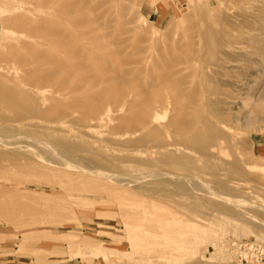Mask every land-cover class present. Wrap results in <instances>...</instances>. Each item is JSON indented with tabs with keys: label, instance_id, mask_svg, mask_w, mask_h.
Wrapping results in <instances>:
<instances>
[{
	"label": "rangeland",
	"instance_id": "1",
	"mask_svg": "<svg viewBox=\"0 0 264 264\" xmlns=\"http://www.w3.org/2000/svg\"><path fill=\"white\" fill-rule=\"evenodd\" d=\"M215 1L91 0L85 7L103 29L101 40L88 49L99 54L107 75L87 92L69 96L65 105L70 107L88 93L118 89L127 103L138 104L146 99L143 95L167 88L166 83L179 85L185 97L210 98L217 115L227 117L235 156L242 165H259L249 169L247 179L230 182L233 189V183L255 185L260 182L257 177H264V0ZM205 2L219 3L225 19L218 30L228 33L230 42L210 65L216 71L211 75L203 74L200 62L192 59L200 42L196 14ZM17 5L16 0H0V73L14 67L6 55L23 35L13 23L27 5L21 2L20 12H15ZM209 76L211 87L200 86ZM169 96L167 92L163 102L171 103ZM170 107L161 124L180 113ZM8 111L0 108V129L7 130L0 131V167L28 161L11 150L22 143L53 165L43 169L46 181L34 175L0 174L3 190L12 191L1 199L28 197L33 201L26 200L27 209L17 211L40 214L25 218L23 225L0 220V264H239L229 247L231 240H256L264 246V191L227 190V181L202 164L192 170L196 181L189 179L186 189H180L174 179L180 167L166 157L178 148L159 152L155 144L140 142L139 134L125 127L114 133L117 119L93 130L79 125L71 130L55 119L49 123L28 112L29 119L26 112L20 114L28 118L24 120ZM112 114L114 119L129 112L117 102ZM247 118L254 122L245 123ZM11 139L20 141L19 146ZM164 141L169 144L172 138ZM183 152L185 157L197 156L194 150ZM59 159L76 168H56Z\"/></svg>",
	"mask_w": 264,
	"mask_h": 264
},
{
	"label": "bare ground",
	"instance_id": "2",
	"mask_svg": "<svg viewBox=\"0 0 264 264\" xmlns=\"http://www.w3.org/2000/svg\"><path fill=\"white\" fill-rule=\"evenodd\" d=\"M16 1H18V5L14 8L15 12H20L19 5L21 2L27 5L24 8V12L18 15L13 23L16 25L15 28H21L23 35L20 37L21 39L16 47H11L6 55L14 67L6 68L5 70L7 72L0 73V108L5 107L6 110L13 111H10V113L17 112L19 115H25L30 112L34 116L33 118L42 119L49 123L55 119L56 124L69 127L71 130L75 129L72 127H78V125L87 130H93L101 124L114 122L117 119L119 124L113 128L114 133L115 131H119V129H123L122 127H125L132 135L139 134L140 142L155 144L154 149L159 152L170 146L178 148L170 151L166 157L167 161L172 162H168L169 164L180 167L174 175V179L179 181L180 189H186L185 182L187 180L191 179L192 181H196L195 176L192 175L194 174L192 170L195 168L199 169V164H202L205 168L209 167L217 171L218 179L227 181V190L236 191L240 189L247 191L252 188H257L264 191L263 176L256 178L260 182H257L255 185L251 183L244 185L233 183L235 187L233 189L229 188L230 182L248 177L249 169L258 168L259 165L252 161L242 165V161L235 156L237 151L234 150L236 149L235 136L228 130L229 124H227V117L225 114L217 115V111L214 110L210 98L196 99L192 98V96L185 97V95L180 93L181 87L176 83H166L167 88H165L166 86H161L165 89H159L158 87L154 90L155 93H151L148 96L143 95L146 99L138 104L135 103L136 101L127 103L124 92L118 89L114 92L100 90L97 93H88L83 99L73 101L70 107L66 106L65 100L69 96L87 92L88 88L100 83L107 75L103 63L98 57L99 54L95 51L91 52L88 49L92 44H98V41L102 38L100 31L103 29L98 23V18L92 17L91 12L93 11L85 7L88 6L91 0H77L78 2H75V4L71 3L72 0ZM94 1L96 2L97 0ZM216 4L205 2V5H201L200 10L196 14L197 33L200 42L198 52L195 51L192 56L193 58L191 57L200 62L199 64L201 66L199 70L203 74L208 73L210 75L216 74V71L210 67V65H213L215 57L217 58L222 48L230 47L229 34L226 32L221 33L218 30V26L223 25L225 16L222 14L224 11L218 8L219 3L218 5ZM9 5L12 4L10 3ZM224 21L226 22V20ZM96 22L99 26L96 25ZM225 24L227 26L228 22ZM97 44L96 48L101 52L98 49L100 45L97 46ZM200 54L201 58L195 57L200 56ZM108 56L110 57V55ZM199 58L200 60H198ZM205 63L208 65H205ZM212 81L210 76L205 77L204 80L202 79L200 81L199 85L211 87ZM161 84L163 85V83ZM157 89L158 91H156ZM210 90L211 88H208L206 91L209 92ZM167 92L168 95L170 94L169 99L171 103L168 101L163 102ZM262 98H264V92L262 93ZM117 102H122L123 107L126 105L129 114L122 118L115 117L113 119L112 112ZM232 103L236 104L235 102ZM170 105H173L175 110H178L180 113L175 116L172 115L167 124H161L162 116H167V113L170 111ZM78 112H80V115L78 114L76 116ZM29 116L28 118L30 119ZM20 117L22 116L20 115ZM15 118L17 120L19 119L17 117ZM22 118L18 121H21ZM24 118L28 119L26 117ZM64 118L68 120L64 121ZM1 120H4V118ZM253 122L254 119L247 118L245 123L250 124ZM0 131L4 133L7 130L0 129ZM170 137L172 138V142L170 141L171 143L168 144L167 142L169 141L165 142L164 138L167 140ZM17 141L12 140V143H20V141ZM225 141L230 143L226 145ZM22 144L20 147L11 148V150L16 149L15 153L19 154L17 155L18 158H26L28 161L24 163L18 161L8 162L11 167H0V174H27L37 176L41 181L45 180L47 174L43 169L50 170L47 168H50L53 164L50 165L43 158H40L39 154H35V151L27 143L24 147ZM7 145L1 146L6 147ZM26 146L30 149L26 148ZM183 149L194 150L197 156L187 155L185 157L186 154L183 152ZM20 150H23V152H19ZM38 161L42 164L38 165ZM66 161L63 159V161L61 160L60 163L58 161L54 165H56V168L57 166H64L63 168L67 167L68 169L75 167L69 165ZM65 164L68 165L66 166ZM89 173L92 174L91 172ZM232 185L231 187H233ZM259 185L262 187L260 188ZM2 187L4 185L2 186L0 184V220L5 223L12 222L23 225L25 218L40 215L25 211L27 209H25L27 204L26 200H30L28 197L14 199L8 196L5 199H1L6 192H12L9 190L4 191ZM208 189L211 188L208 187L206 190ZM195 191L202 192L199 188L195 189ZM221 198L222 196H220ZM19 207L25 209V212L19 213L17 211ZM261 210H264V205L261 207Z\"/></svg>",
	"mask_w": 264,
	"mask_h": 264
},
{
	"label": "built area",
	"instance_id": "3",
	"mask_svg": "<svg viewBox=\"0 0 264 264\" xmlns=\"http://www.w3.org/2000/svg\"><path fill=\"white\" fill-rule=\"evenodd\" d=\"M229 247L239 264H264V246L256 240H231Z\"/></svg>",
	"mask_w": 264,
	"mask_h": 264
}]
</instances>
